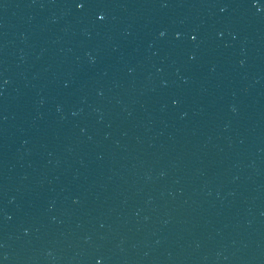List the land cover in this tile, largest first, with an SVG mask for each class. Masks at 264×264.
Masks as SVG:
<instances>
[{
    "label": "water",
    "instance_id": "obj_1",
    "mask_svg": "<svg viewBox=\"0 0 264 264\" xmlns=\"http://www.w3.org/2000/svg\"><path fill=\"white\" fill-rule=\"evenodd\" d=\"M0 264H264V0H0Z\"/></svg>",
    "mask_w": 264,
    "mask_h": 264
}]
</instances>
